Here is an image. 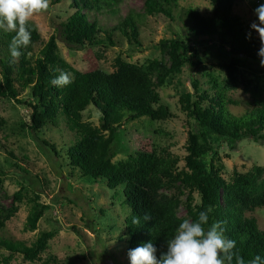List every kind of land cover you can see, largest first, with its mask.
I'll return each instance as SVG.
<instances>
[{
	"label": "trees",
	"instance_id": "obj_1",
	"mask_svg": "<svg viewBox=\"0 0 264 264\" xmlns=\"http://www.w3.org/2000/svg\"><path fill=\"white\" fill-rule=\"evenodd\" d=\"M210 1L213 5L210 16L191 12L196 20L191 35L217 40L220 48L228 47L226 51L230 63L224 66L228 73L224 85L214 80L212 89H201L195 74L202 68L204 58L192 44L190 36L184 40L160 42V46L167 49L172 66L182 63L189 66L192 72L190 82L194 91L185 92L180 98L182 111L194 121V128L188 133L183 169L179 167L180 158L169 147L141 150L126 161L113 162L116 150L111 146V140L103 156H98L106 133L113 136L125 118L135 121L148 117L157 121L174 117L159 92V87L164 86L169 76L174 74L173 67L167 68L158 59H150L140 65L118 56L111 73L103 70L82 72L59 53V38L71 51L79 52L106 42L115 46L112 34L116 31L130 43L141 46L139 24L131 13L111 30L90 20V13L94 11L115 13L123 0H72L76 11L59 24L57 33L38 53L35 46L42 43L41 34L28 24L32 33L31 42L21 49L22 55L16 63H10L8 51L14 33L0 30V71L3 77L0 97L31 110L30 123L24 128L35 142L42 144L55 157H58L56 146L39 134L45 127L55 126L65 118L68 127L76 132V139L65 154L68 165L74 171L71 177L77 176L80 182L106 181L111 190L124 187V203L130 214L125 219V233L119 239L126 241L127 252L142 242L151 241L159 257L166 250V240L172 238L181 222L194 220L199 211L211 208L208 225L222 222L225 236L236 241L234 251L247 264L256 255L264 258V231L256 218L247 216V213L264 206V168L255 165L246 173L235 171L232 178L226 180L220 150L226 145L230 152H237L243 142L264 145V68L260 67L257 56L259 40L256 34L253 33L251 40L246 39L249 28L242 17L234 13L235 5L243 0ZM178 2L144 0V13L173 18L167 7ZM241 66L254 67L255 71L254 77L245 82L252 108L238 116L229 109L233 102L228 99L227 91L238 84ZM62 71L71 73L72 83L57 88L51 81ZM26 90L30 94L28 99L22 98ZM90 107L100 114L98 127L83 120V113ZM4 125L5 121L0 118V132ZM2 183L0 176V185ZM31 188L33 198L30 199L26 228L35 231L49 206L41 203L38 190L33 186ZM172 189L179 190L181 196H187L185 217L178 214L181 196L164 194ZM24 191L21 189L14 194L9 208L0 204V230L18 213V203L23 202ZM195 193L200 203L196 202ZM145 214L151 219L145 221ZM136 219H139V224L133 222ZM55 235L54 231H43L31 245L0 238V249L9 251L11 255L20 254L24 260L33 263L41 258Z\"/></svg>",
	"mask_w": 264,
	"mask_h": 264
},
{
	"label": "rangeland",
	"instance_id": "obj_2",
	"mask_svg": "<svg viewBox=\"0 0 264 264\" xmlns=\"http://www.w3.org/2000/svg\"><path fill=\"white\" fill-rule=\"evenodd\" d=\"M258 3H264V0H243L234 7V13L242 17L248 28L256 19L253 10ZM167 8L171 10L173 18L162 14H145L144 0H123L115 13H90V20L97 21L106 30L117 26L123 17L131 13L139 24L141 46L130 43L119 31L112 34L115 46L106 42L79 52L71 51L59 38L60 55L82 72L103 70L111 73L118 56L140 65L150 59H158L167 68H174V74L169 76L167 83L159 87L162 101L170 107L174 117L157 121L148 117L135 121L125 118L113 136L106 133L100 145L99 158L112 140L111 146L116 150L113 162L126 161L141 150L169 147L180 158V169L185 167L188 133L194 128V121L182 111L180 98L185 92L194 91L190 82L192 72L189 66L182 63L172 66L167 49L160 46L162 40L191 37L192 44L204 58L202 68L195 74L200 80L201 89H212L214 80L222 85L227 81L228 73L224 66L230 63L226 51L228 47L220 48L217 40L191 35V29L196 24L191 12L210 16L213 10L211 1L179 0L176 5ZM75 11L72 0H50L47 11L28 22L38 29L42 38V43L35 46V52L43 48L50 37L57 33L59 24ZM100 37L105 38L104 35ZM254 71V67L241 66L238 84L227 91L228 99L233 102L229 109L235 115L241 116L252 108V99L245 90V82L254 77ZM2 85L0 71V88ZM28 92L24 91L21 97L28 99ZM30 113L27 106L0 97V118L5 121L0 132V176L3 181L0 185V204L9 208L14 201V194L25 189L24 200L18 203V213L0 230V238L31 245L43 231H54L56 235L37 261L30 263L20 254L11 255L9 251L0 249V264H129L128 245L125 240L119 239L125 233V219L130 214V209L124 203V187L111 190L106 181L80 182L77 176L71 177L74 171L68 165L65 154L75 141L76 132L68 127L65 118L40 132L42 139L56 146L58 157H55L42 144L35 142L24 128L30 123ZM83 120L98 127L100 114L90 107L83 113ZM220 161L225 167L223 177L226 180H230L235 171L246 173L255 165L264 168V145L243 142L240 149L233 153L223 145ZM31 186L38 190L40 202L49 206L35 231L26 228L30 199L33 198ZM164 194L181 196L176 189ZM194 196L196 202L200 203L198 194ZM186 198V195L181 196L182 204L178 209L181 217L186 216ZM247 216L256 218L260 229L264 231V206L247 213Z\"/></svg>",
	"mask_w": 264,
	"mask_h": 264
},
{
	"label": "clouds",
	"instance_id": "obj_3",
	"mask_svg": "<svg viewBox=\"0 0 264 264\" xmlns=\"http://www.w3.org/2000/svg\"><path fill=\"white\" fill-rule=\"evenodd\" d=\"M49 8V0H0V30L14 33L9 45L10 63H16L22 55L21 49L31 42V30L28 22L36 15ZM256 17L246 33L251 40L253 33L259 40L257 56L260 67L264 68V3H258L253 10ZM72 83V75L62 71L52 79L51 84L57 88ZM209 212L199 211L196 219H185L175 230L171 239L166 240V250L157 256V248L151 242H142L127 252L129 264H245L242 256L234 249L236 241L225 236L222 222L215 221L208 225ZM151 217L145 214L144 220ZM139 224V219L133 221ZM207 226V227H206ZM247 264H264V258L256 255Z\"/></svg>",
	"mask_w": 264,
	"mask_h": 264
}]
</instances>
